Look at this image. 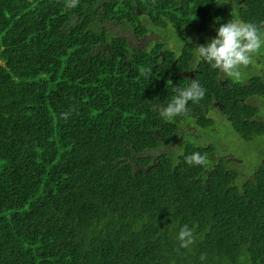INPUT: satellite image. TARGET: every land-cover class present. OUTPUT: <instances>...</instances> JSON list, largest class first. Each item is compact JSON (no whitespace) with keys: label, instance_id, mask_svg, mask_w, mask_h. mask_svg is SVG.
Here are the masks:
<instances>
[{"label":"trees","instance_id":"trees-1","mask_svg":"<svg viewBox=\"0 0 264 264\" xmlns=\"http://www.w3.org/2000/svg\"><path fill=\"white\" fill-rule=\"evenodd\" d=\"M244 2L261 12L248 21L264 22V0ZM218 8L0 0V264H264V163L245 165L215 140L219 119L249 143L263 135L242 101L264 95V83L223 85L203 61L205 97L168 122L153 108L191 83L179 73L191 52L167 51L160 65L157 50H132L104 26L141 36L145 20L201 26ZM215 100L223 109L214 120L204 112ZM192 117L213 142L187 139ZM166 145L176 150L160 153ZM195 152L207 154L206 167L185 162ZM185 224L195 232L190 249L177 240Z\"/></svg>","mask_w":264,"mask_h":264},{"label":"clouds","instance_id":"clouds-1","mask_svg":"<svg viewBox=\"0 0 264 264\" xmlns=\"http://www.w3.org/2000/svg\"><path fill=\"white\" fill-rule=\"evenodd\" d=\"M80 0H65L68 9L79 6ZM217 35L208 43L196 47V58L207 62L212 69L218 70L221 77L239 82L245 75V70L255 63L257 54L264 53V22L260 24L243 22L232 18L221 24L216 30ZM172 96L166 106L158 105L153 111L168 121L175 122L177 117L187 116L189 102L198 104L206 94V90L194 79L187 87L173 88ZM75 109L61 113V119L68 120ZM173 150H176L175 148ZM183 154L181 150V155ZM189 166H207V154L195 152L185 157ZM195 232L185 224L179 231L177 240L180 248L190 249L195 243ZM206 256H201L205 260Z\"/></svg>","mask_w":264,"mask_h":264},{"label":"flooded vegetation","instance_id":"flooded-vegetation-1","mask_svg":"<svg viewBox=\"0 0 264 264\" xmlns=\"http://www.w3.org/2000/svg\"><path fill=\"white\" fill-rule=\"evenodd\" d=\"M183 1V0H181ZM193 1V0H190ZM220 6L213 16L208 17L204 25H194L193 22L189 23L185 27L176 28L174 25L170 24L168 27L161 28H150L149 21L144 22V25L148 28L147 32L138 36L136 31L133 29H127L125 26L116 25L118 29L124 28L125 31H133L135 37H130L126 39L128 41L129 47L132 50L152 52L157 50L156 57L160 60V65L165 61V55L167 51H173L176 53H183V51L188 49L191 54L188 58V64H186L182 69H179V73L182 76L187 77L190 81L196 79L199 81L198 75H202L205 71L202 60H197L196 58V47L198 45H203L208 43L212 38H215L217 35V29L221 24L227 23L232 18L240 19L243 22H249L248 20L259 17L261 12H257L253 9H247L245 0H216ZM246 11L245 17L244 11ZM200 10L204 11L203 8ZM208 15V13H206ZM256 22V20H253ZM251 21V23H253ZM254 22V23H255ZM163 33V34H162ZM165 33V34H164ZM121 37V36H120ZM122 38V37H121ZM125 39V38H124ZM264 53L257 54L255 58V63L250 66L246 71L250 76L244 82V78L241 79L242 82H235L230 78L221 77V74L218 70V76L220 83L224 85L225 80H230L235 83H240L244 85H250L254 81H259L264 83ZM208 69V65H207ZM264 100V95H254L253 97L243 100L242 102L246 103L249 107L255 110V115H253V122H264V117H259L257 110ZM260 102V105L257 106V103ZM223 106L218 103L216 100L213 101L209 108H205V115L214 120L219 118L222 114L221 110ZM184 130L187 132L194 133L196 129L195 126L197 121L194 117L191 120L187 121ZM199 127V126H198ZM261 139H264V132L261 137L256 139V142H260ZM175 147L166 145L164 148L160 149L159 152L167 151L171 152ZM157 153L155 152V155Z\"/></svg>","mask_w":264,"mask_h":264},{"label":"rangeland","instance_id":"rangeland-1","mask_svg":"<svg viewBox=\"0 0 264 264\" xmlns=\"http://www.w3.org/2000/svg\"><path fill=\"white\" fill-rule=\"evenodd\" d=\"M102 25L103 24H101V26ZM104 26L110 28L109 30L111 33H116L122 38L130 39V37H135L133 35V31H125L124 28L118 29L114 22L107 20ZM249 76L250 74L245 70V75L243 77L244 82ZM240 82L242 81L240 80ZM259 105L260 102L257 103V106ZM257 113L259 117H264V100H262V104L261 106H259ZM216 123L218 125V131H216L215 133V140L219 145V150L223 151L224 153L230 154L229 156H240L245 165L251 163L252 167H255L260 163H264V139H261L259 143H249L246 140H243L237 134L232 133V125L224 124L223 119H219V121H217ZM193 131L195 132H190L192 138L187 136V139L189 141L204 146L208 145L210 142H213L212 134L208 131H203L200 127H198V130L194 129ZM229 160L231 159L229 158Z\"/></svg>","mask_w":264,"mask_h":264}]
</instances>
